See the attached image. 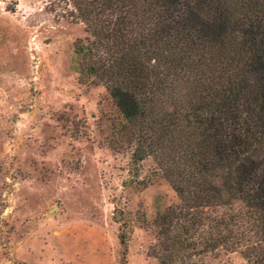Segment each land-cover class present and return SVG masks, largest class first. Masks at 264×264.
<instances>
[{"label":"trees","instance_id":"16d2710c","mask_svg":"<svg viewBox=\"0 0 264 264\" xmlns=\"http://www.w3.org/2000/svg\"><path fill=\"white\" fill-rule=\"evenodd\" d=\"M68 1L86 33L77 72L120 116L113 141L152 157L178 197L158 217L163 250L264 264V0Z\"/></svg>","mask_w":264,"mask_h":264},{"label":"rangeland","instance_id":"374dc122","mask_svg":"<svg viewBox=\"0 0 264 264\" xmlns=\"http://www.w3.org/2000/svg\"><path fill=\"white\" fill-rule=\"evenodd\" d=\"M72 11L0 0V264H251L242 248L163 250L158 217L178 197L152 157L113 141L120 116L77 72Z\"/></svg>","mask_w":264,"mask_h":264}]
</instances>
